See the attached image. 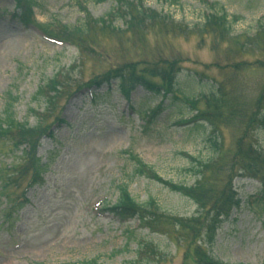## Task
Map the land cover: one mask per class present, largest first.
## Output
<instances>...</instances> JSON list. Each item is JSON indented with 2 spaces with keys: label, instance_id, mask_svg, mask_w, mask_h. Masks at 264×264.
<instances>
[{
  "label": "rangeland",
  "instance_id": "rangeland-1",
  "mask_svg": "<svg viewBox=\"0 0 264 264\" xmlns=\"http://www.w3.org/2000/svg\"><path fill=\"white\" fill-rule=\"evenodd\" d=\"M35 1L34 18L42 26L53 22L79 26L82 7L93 19L116 9L115 0ZM215 3L214 10L222 8L228 15L227 42L194 32ZM143 4L193 33L183 34L177 27L168 35L153 29L141 41L127 33L121 40L102 38L81 57L75 47L11 19L14 0H0V117L11 97L15 119L33 127L39 119L32 110L40 114L46 109L43 100H35V93L56 76L65 92L75 93L71 98L62 94L46 120L49 124L61 115L67 124L52 127L53 140L40 143L38 157L47 164L41 184L26 189L29 177L12 168L21 164L20 150L0 142V264H192L185 255L184 232L166 224L160 229L165 234L150 232L137 220L122 224L104 209L114 205L117 186L127 181L131 197L139 204L154 201L162 220L195 213L196 206L180 194L152 180L133 178L132 162L124 152L136 155L162 179L186 186L196 180L188 173L189 156L204 162L216 157L211 138L222 143L224 154L233 152L249 119L257 118L258 112L264 117V103L260 111L256 104L264 89V70L259 67L264 62V0H145ZM234 17L239 19L233 21ZM113 26L125 29L119 18ZM158 60L176 61L181 69L173 95L162 99L142 87L132 92L136 108L161 104L163 110L150 124L127 110L116 83L77 90L110 69ZM220 86L225 107L217 129L204 122L176 125L195 115L183 100L209 96ZM92 98L98 103L92 104ZM198 108L204 110L203 100ZM247 139L264 152V126L254 124ZM231 156H224L218 176L209 172L218 188L228 178ZM8 178L11 185L2 192L1 179ZM232 185L240 207L217 231L210 253L223 263L264 264V199L257 198L261 185L245 176L234 178ZM15 199L13 206L10 201Z\"/></svg>",
  "mask_w": 264,
  "mask_h": 264
},
{
  "label": "trees",
  "instance_id": "trees-1",
  "mask_svg": "<svg viewBox=\"0 0 264 264\" xmlns=\"http://www.w3.org/2000/svg\"><path fill=\"white\" fill-rule=\"evenodd\" d=\"M105 1L107 0H95L96 3ZM144 1L116 0V11L110 12L105 18L92 19L86 14L83 23L78 27L53 29L49 25L42 26L36 22L34 9L37 8L38 4L35 0H16L18 13L14 15V19H17L24 27L30 25L39 27L49 36L76 45L83 56L90 49V45H95L98 39L102 38L115 37L121 40V36L127 33L132 36L136 35V39L141 41L144 34L149 33L153 29L157 33L164 30L166 31L165 35H168L174 33L177 27L183 34L193 33L186 26L183 27L181 24L172 21L170 17L145 8ZM216 5V3L214 6L213 4L211 5L213 10ZM118 18L124 21L125 29L121 30L113 26V23ZM238 19V17H234L233 21ZM194 32L200 36L211 35L216 42H227L231 35V26L227 13L222 8L214 10L199 27H196ZM235 40V43H238L239 37L235 38ZM259 67L264 70V62H260ZM180 69V66L177 67L176 61L158 60L157 62L127 63L120 68L110 69L90 79L88 82L78 85L77 90L84 87L97 89L104 84L109 86L114 82L117 84L121 96L131 104V110L143 116L146 122L150 124L163 110L162 107L158 106L153 110H143V107L139 105L138 108H135L131 100V93L136 87L141 86L145 92L154 96L162 95L164 98L168 95H173L175 78ZM64 93L67 92L64 91L63 84L57 77L38 88L35 98L44 99L46 103L45 113L48 111V114L46 117L44 116L45 113L38 115L39 117L41 116V119L34 127H28L25 122L20 123L15 119L13 113L14 99L8 97V102L4 105L3 114L0 117V142H7L17 150L24 147L22 155L18 157L22 160V164L12 166V168L16 170L17 175L30 178L28 180V186L30 187L42 182V172L46 165L42 164L41 159L37 157V148L42 137L47 135L52 137L50 130L54 123H63L60 116L55 117L50 125L46 124V120L50 118L51 112L55 111L57 99ZM224 97L223 89L220 86L216 93L207 97L183 100L195 112V116L189 120H180L176 125L204 122L209 124L214 130L217 129L216 122H220V118L223 117ZM93 100L96 101L97 99L94 98ZM201 100L204 102V110L198 108ZM263 103L264 89L256 102L257 111L262 109ZM257 114V118L252 116L249 119V124L244 128L243 135L236 140L231 154L226 152L224 154L222 143L217 142L216 138H211L216 151L214 159L204 162L189 156L191 165L188 173L196 178L191 186L176 184L162 179L152 167L143 163L136 155H133L130 151L124 152L132 162L133 178L143 177L152 180L169 191L187 198L196 206V211L192 216L186 218L168 216L162 220L157 215L159 213L158 207L154 201L149 200L144 204H139L131 197L127 181L117 186V200L114 205L107 207L105 212L122 223L137 220L140 228H145L150 232L165 234L164 231L160 230L161 226H164L163 224L184 232L185 234H182V242L186 247L185 255L191 260L192 264H228L214 258L210 253V249L214 246L220 226L231 216L232 211L240 206V200L232 185L233 179L238 176H245L257 180L261 185V191L257 198L264 199V152L247 139L248 131L254 124L257 123L258 127L264 126V117L261 118L259 112ZM228 155H232L228 167V178L218 188L217 185L213 184V177L209 176V172H215L218 176L219 172H221L220 168L224 165V156ZM9 180V178L1 179L3 188L10 187ZM13 184L19 187L17 181ZM88 264L96 263L91 262Z\"/></svg>",
  "mask_w": 264,
  "mask_h": 264
}]
</instances>
